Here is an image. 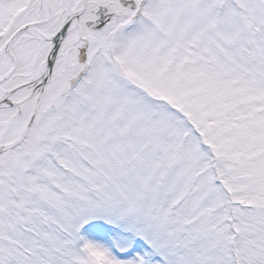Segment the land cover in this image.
<instances>
[{"label": "snow or ice", "instance_id": "obj_1", "mask_svg": "<svg viewBox=\"0 0 264 264\" xmlns=\"http://www.w3.org/2000/svg\"><path fill=\"white\" fill-rule=\"evenodd\" d=\"M0 264H264V0H0Z\"/></svg>", "mask_w": 264, "mask_h": 264}]
</instances>
